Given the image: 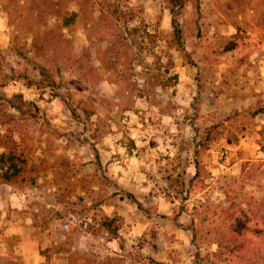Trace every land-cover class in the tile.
<instances>
[{
    "label": "rangeland",
    "instance_id": "obj_1",
    "mask_svg": "<svg viewBox=\"0 0 264 264\" xmlns=\"http://www.w3.org/2000/svg\"><path fill=\"white\" fill-rule=\"evenodd\" d=\"M0 18V134L29 164L0 183L36 187L39 227L56 241L24 263L15 238L0 236V264H243L227 247L234 227L224 214L250 217L264 196V85H250L264 76V0H0ZM79 25L115 71L66 54ZM236 25L237 46L225 51ZM104 77L119 82L116 100L99 95ZM150 95L170 117L163 170L148 194H126L127 216L108 215L92 188L105 176L80 175L68 150L91 124L110 126L114 103Z\"/></svg>",
    "mask_w": 264,
    "mask_h": 264
},
{
    "label": "crops",
    "instance_id": "obj_2",
    "mask_svg": "<svg viewBox=\"0 0 264 264\" xmlns=\"http://www.w3.org/2000/svg\"><path fill=\"white\" fill-rule=\"evenodd\" d=\"M71 3V13L75 14L79 6L74 1ZM65 26L66 28L72 27L70 24ZM67 36L74 42H79L78 45H75L74 50L67 48V55L77 58L88 56L91 59L89 62L91 67L97 71L107 74L115 71L116 67L108 60L103 59L104 48L97 50L87 46V37L82 26L72 28ZM90 38L97 39L95 36ZM73 62L79 64L80 59L79 61L74 59ZM258 77L256 83L252 82L250 85L262 87L264 76L263 78ZM98 84L102 86L99 88V95H105L113 100L117 99L118 93L116 91L119 87L117 80L109 78L108 81L104 77L97 82ZM134 99L135 101L129 106H123L119 102L118 104L114 103L111 106L110 114L104 118L110 126H106V130L103 131L99 124H91L94 127L91 131L85 130L80 134L83 142L75 144L68 150L70 157L73 158L72 161L81 164L82 172L80 175L100 172L101 175L105 176L106 180H103L102 184L100 183L101 180H97L92 188L97 189L94 190L95 192L105 193L106 198H108L107 203L100 205L107 211L108 215L119 213L127 216L130 204L126 202V194L140 198L139 196L147 193L146 189L151 188L152 180L158 178L159 171L163 170L161 166L164 163L162 155L168 145L167 137L169 136L166 123L170 117L161 105L155 103L154 99L152 100L151 95L149 97L134 96ZM100 115L103 114L100 113ZM88 116L90 121L99 119L98 115L94 113ZM99 121H103V118H100ZM125 140L128 141V145ZM43 181L38 182V184L44 185ZM10 188L9 184L0 183V236L15 238V252L24 263L42 261L39 249L51 247L56 241L53 237L45 236L46 231L39 227L41 223L38 222L39 217L41 219L44 215L40 216L41 212L31 203L33 194H35V199L38 198L34 192L37 189L36 187L30 188L28 190L31 191L30 194L25 190L10 191ZM57 188L58 184L52 187L54 192L51 196H58L56 195L59 191ZM82 191L84 194L85 191ZM117 201L123 202L125 207L122 208L124 210L116 205ZM84 235L85 238H88L91 234L84 233ZM61 260L66 261L65 258H57L55 263L59 264Z\"/></svg>",
    "mask_w": 264,
    "mask_h": 264
},
{
    "label": "trees",
    "instance_id": "obj_3",
    "mask_svg": "<svg viewBox=\"0 0 264 264\" xmlns=\"http://www.w3.org/2000/svg\"><path fill=\"white\" fill-rule=\"evenodd\" d=\"M170 2L178 5L179 0H170ZM235 29L232 38L224 46L225 51H231L237 46L236 38L240 35L241 26L236 25ZM175 30L178 31V29ZM0 166L3 169V180L0 181L8 183L13 182L10 180L11 177L27 172L29 166L27 157L18 150V145L9 132L0 134ZM127 196L133 198L131 194ZM256 205L257 208L252 211L250 217L229 212L230 208H227L224 214L225 219L234 227L227 247L229 252H234L239 262L243 264H264V247L255 250L253 246L255 241L264 243V196L257 201ZM251 221L253 224L250 225ZM14 261L5 259V264H20Z\"/></svg>",
    "mask_w": 264,
    "mask_h": 264
}]
</instances>
